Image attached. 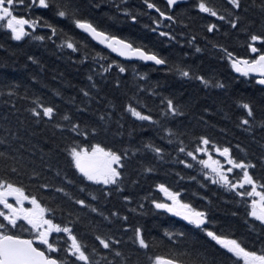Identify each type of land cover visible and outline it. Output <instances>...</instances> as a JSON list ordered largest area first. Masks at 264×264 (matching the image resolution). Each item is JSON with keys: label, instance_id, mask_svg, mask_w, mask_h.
<instances>
[{"label": "snow or ice", "instance_id": "snow-or-ice-1", "mask_svg": "<svg viewBox=\"0 0 264 264\" xmlns=\"http://www.w3.org/2000/svg\"><path fill=\"white\" fill-rule=\"evenodd\" d=\"M142 3L148 10L158 13V18L152 19L156 27L151 30L156 32L161 21L177 23V16L185 13H173L188 0H166L167 10H162L153 0H142ZM100 6L96 2L89 5L96 9ZM109 6L116 13L137 21V14L129 10L127 0H111ZM193 7L198 14L222 22L208 23L205 26L207 33H220L221 26L226 25L232 32L246 37V53L254 54L250 59L243 58L224 44L204 37L211 45L209 50H214L235 72L244 77L253 73L258 76L255 85L261 93L260 99L234 101L242 112L235 128L247 141V147H242L239 141L234 145L242 153L240 157L233 155L231 144L222 146L206 133L193 135L169 126L186 114V106L174 98L161 96L158 115L154 116L140 97V93L145 92L150 96L159 95L154 88L136 83L135 92L118 112L117 105L105 93V87L121 89L120 74L128 71L125 64L110 60L109 55L102 52L92 54L86 42L58 29L43 16H33V13L37 9L49 11L55 17L70 21L109 53H116L128 61L164 66L167 72L185 81L199 82L206 89L227 93L229 85L224 81L199 74L182 62L170 63L167 57L146 46L109 32L82 15L81 5L75 0H0V30L5 31L12 41L21 42L26 38L41 43L51 41L60 51L69 50L66 55L73 63L91 61L92 65L98 66L90 67L87 83L78 89L79 103L76 96L65 101L72 105L74 113L61 111L56 103L45 102L41 96L30 93L27 86H23L21 94V84L0 79V96L5 97V105H11L9 111L13 115L19 112L15 103L17 99L28 102L24 111L28 114L30 126L42 125L50 133L46 138L48 152L44 153L41 148L42 155L37 163L35 151L25 149L23 143L17 146L16 142L23 140L20 130L3 127V136L0 137V264H264V0H219L218 3L195 0ZM38 28L48 29L50 34L38 35ZM223 35L227 37L229 32L225 31ZM159 36L176 40L170 31H160ZM54 38L60 43L57 44ZM196 40L197 36L192 35L187 43L199 53L202 49L195 44ZM73 54L79 56V61L73 60ZM27 59L39 64L32 55ZM113 69L118 75L109 81L108 74ZM134 79L146 81L147 76L134 70ZM54 96L64 100L59 90ZM125 114L146 122L159 139L174 146L176 163L185 169L197 170L203 177V181L197 176H188V180L195 181L200 188L216 185L238 198L234 203L243 207L247 234L237 236L224 226L217 228L209 209L194 207L183 198L184 189L174 190L165 183L155 184L163 194V200L150 198L149 194L131 207L134 198L130 193L126 194V189L137 185L140 176L155 171L151 164L138 157L151 153L154 160L162 161L166 152L151 138L138 144L126 143L120 148L109 147L95 139L106 136L113 124L117 126L113 135L122 136L119 129L123 128L121 121ZM82 115L88 118L81 119ZM3 119L7 121L8 115ZM200 119L207 125L203 116ZM19 123L23 125L24 120ZM29 134L35 135L34 132ZM185 138L194 147L189 148ZM57 151L64 154L68 169L73 170L71 177L63 168L50 163ZM212 153L223 160L214 158ZM181 154L185 158H180ZM133 161L137 165L133 168L137 178L127 171ZM175 175L180 181L186 179L179 172ZM200 199L211 204L206 196ZM113 200H118L127 212L140 210L141 214L144 209L142 201L150 200L154 209L179 217L191 226V230L165 229L163 238L174 249L171 256L150 255L151 244L143 229L130 227L128 215L122 214L120 208L112 204ZM109 204H112L111 208ZM237 214L232 212L233 216ZM117 223L119 227L115 229L107 227ZM78 226L86 231H77ZM129 231L132 235L127 240L118 235Z\"/></svg>", "mask_w": 264, "mask_h": 264}, {"label": "trees", "instance_id": "trees-1", "mask_svg": "<svg viewBox=\"0 0 264 264\" xmlns=\"http://www.w3.org/2000/svg\"><path fill=\"white\" fill-rule=\"evenodd\" d=\"M75 2L81 5L82 15L99 23L101 27L109 32L146 46L147 49L167 57L170 63L182 62L192 66L199 74H203L206 77H215L229 85L227 93L219 89H206L199 82L185 81L176 74L167 72L164 66L157 67L139 61L122 60L96 45L86 34L76 29L70 21L55 17L53 13L46 10H35L33 16H43L57 26L58 29H63L68 35L75 37L79 41L86 42L92 54L102 52L105 55H109L110 60L115 59L125 64L128 71L120 74L121 89L116 90L105 87V93L117 105L118 112L121 106L127 103L128 98L135 92L136 83L147 88H154L159 95L150 96L146 92L140 93L142 101L152 109L154 116L158 115L161 96L174 98L176 102L186 106V114L183 117H179L176 121H172L169 126L187 130L193 135L206 133L222 146L231 144L234 156H242V153H239L234 145L239 141L242 147H247V141L239 130L235 128V123L242 112L236 107L234 101L239 99L259 100L261 93L258 86L255 85V79L237 76L226 61L221 60L214 50H209L211 45L207 43L204 37L224 44L234 53L250 59L252 55L251 53H246V37L243 34L232 32L226 25L221 26L220 33H207L205 26L208 23L222 24V22L204 14H198L193 7L195 0H188V3L180 4L173 14L180 12L185 14L177 16V23L161 21V26L156 32L151 30L156 27L152 23V19L158 18V14L150 12L143 5L142 0H127L129 10L137 14L136 22L124 17L122 14L116 13L109 6L111 0H75ZM93 2L99 3L101 5L100 8L89 7ZM153 2L162 10H167L165 0H153ZM214 2L218 3L219 0H214ZM184 25H188V27H184ZM160 31H170L176 36V40L169 41L167 37L159 36ZM225 31L229 32L227 37L223 35ZM37 34L47 35L50 32L46 28H38ZM192 35L197 36L195 44L202 49L199 53L187 43V40ZM54 39H56L57 44L60 43L59 39ZM68 51H60L51 41L41 43L27 38L21 42L12 41L5 31L0 30V79L21 84V94L24 92L23 86H27L30 93L41 96L45 102L56 103L60 106L61 111L74 113L72 105L65 103V101L69 97L76 96L77 103H79L78 89L87 83L86 76L89 73V69L95 65H92L91 61L83 64L73 63L66 55ZM29 55L34 56L39 61V64H33L29 61L27 59ZM73 60L79 61V56L73 54ZM134 70L137 73L146 74L147 80L139 81L134 79ZM117 75V72L113 69L108 74L109 81L114 80ZM33 77H35V80ZM56 90L62 93L64 100L54 96ZM4 99L5 97L0 96V137L3 136V127L5 126L13 131L19 129L23 140L17 141V146L19 143H23L25 149L35 151V159L39 163V158L42 155L40 149L43 148L44 153L48 152L49 144L46 143V138L50 136V133L44 130L42 125L39 127L36 125L30 126L31 122L28 119V114L24 111L28 102L17 99L15 103L19 112L13 115L9 111L11 105H5L3 103ZM93 106L95 107V105ZM205 109H207V112L204 111ZM5 115H8L7 121L3 119ZM201 116L208 122L207 125L201 121ZM80 118L87 119L88 117L82 115ZM20 120H24L23 125L19 123ZM121 123L123 128L119 129V131L122 132V136L113 135L117 130V126L113 124L106 136L101 135L95 139L109 147L120 148L126 143L138 144L142 140L147 141L151 138L156 144L164 147L166 152L162 161L154 160L151 153L138 157V159H143L146 164H151L155 171L151 174L140 176L137 185L126 189V194L130 193L134 198L131 207H135L137 200L149 194H151L150 198L163 200L164 196L155 188V184L165 183L174 188V190L184 189L183 198L187 202L192 203L194 207L200 210L209 209L210 217L215 221L217 228L224 226L237 236L247 234L248 226L244 223L243 207L234 203V200L238 198L216 185L208 184L206 188H200L195 181L188 180V176H197V179L201 181H203V177L198 175L197 170L185 169L183 165L176 163L174 160V157H176L174 146L168 145L164 140L159 139L156 133L148 128L146 122L137 121L130 115L125 114ZM221 129H224V131L222 132ZM30 132H34L35 135H30ZM185 143L189 148L194 147V144L188 138H185ZM180 158L183 159L185 157L181 154ZM48 159V156L45 155V160ZM187 159L190 161V158ZM50 163L53 166L63 168L70 177L72 176L73 170L68 169L62 152L57 151L54 153ZM136 166V162L133 161L127 169L133 178H137L136 173L133 171ZM198 168L199 166L197 165ZM177 172L185 176L186 179L180 181L175 175ZM25 183H27L26 180ZM193 192L197 193V195H192ZM201 196H206L211 201V204L209 205L207 201L200 199ZM142 202L144 203L143 214H141L140 210L136 213L127 212L118 200H113L112 204L119 207L122 214L128 215L127 224L130 227L140 226L143 229L145 238L151 244L150 255L168 258L174 249L166 238H163L164 230L180 228L191 230V226L185 224L179 217L154 209L150 200H143ZM112 204H109L108 207L111 208ZM234 211L238 213L236 216L232 215ZM107 227L115 229L119 227V223L108 225ZM77 231H86V229L78 226ZM118 235H123V238L127 240V237L132 235V233L129 231L126 234L118 233ZM87 239L91 242L90 237Z\"/></svg>", "mask_w": 264, "mask_h": 264}, {"label": "water", "instance_id": "water-1", "mask_svg": "<svg viewBox=\"0 0 264 264\" xmlns=\"http://www.w3.org/2000/svg\"><path fill=\"white\" fill-rule=\"evenodd\" d=\"M166 1V0H165ZM149 11H151V10H149ZM91 38V37H90ZM94 43H96L97 45H99L96 41H93ZM99 46H101L102 48H104V46L103 45H99ZM104 49H106V48H104ZM108 52H109V50L108 49H106ZM113 55H115V56H117V57H119L116 53H112ZM254 55V54H253ZM119 58H121V59H123V60H125V58H123V57H119ZM128 61V60H127ZM132 61H139V60H132ZM143 62V61H142ZM144 63H146V64H152V62H144ZM152 65H154V64H152ZM154 66H156V65H154ZM158 67H163V66H158ZM233 70V69H232ZM233 72L237 75V76H240V77H244V76H241L239 73H237V72H235L234 70H233ZM250 77H253V78H258V76H257V74H255V73H253V74H250ZM186 223V222H185ZM187 224V223H186Z\"/></svg>", "mask_w": 264, "mask_h": 264}, {"label": "rangeland", "instance_id": "rangeland-1", "mask_svg": "<svg viewBox=\"0 0 264 264\" xmlns=\"http://www.w3.org/2000/svg\"><path fill=\"white\" fill-rule=\"evenodd\" d=\"M199 155H201L202 158H206V157H203L202 154H199ZM212 155H213L214 158H218V159L223 160V158L222 157H218L216 153H212ZM26 206H28V205L26 204Z\"/></svg>", "mask_w": 264, "mask_h": 264}]
</instances>
